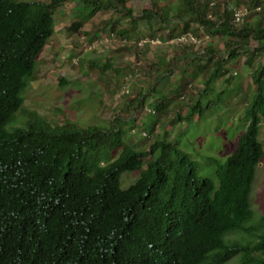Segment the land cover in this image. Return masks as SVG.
Returning <instances> with one entry per match:
<instances>
[{"label": "trees", "instance_id": "16d2710c", "mask_svg": "<svg viewBox=\"0 0 264 264\" xmlns=\"http://www.w3.org/2000/svg\"><path fill=\"white\" fill-rule=\"evenodd\" d=\"M128 1L0 0V264H227L235 257L237 264H264V218L251 226L249 205L264 155L258 140L264 125V1L180 0L169 7L158 0L139 15L126 7ZM72 3L79 15L65 36L83 34L89 43L97 37L85 33L84 26L109 11L115 21L108 16L101 30L109 26L120 40L129 41L141 29L149 36L164 30L158 37L162 41L182 33L198 37L202 29L223 44L220 55L211 46L200 53L195 45H183L171 58L176 67L184 63L191 80L201 78L202 91L189 105L188 118L202 115V101L217 85L226 103L233 93L242 92L246 99L234 151L223 163H209L215 166L214 178L199 176L196 163L176 142L167 141L164 130L147 149L124 146L116 156L123 145L121 125L136 124L134 118L112 120L107 127H53L27 112L23 128L5 130L22 108L26 82L36 78V60L54 35L55 13ZM233 7L249 12L260 7V17L246 14L234 26ZM171 12L179 22L167 27ZM161 67L158 62L150 67L158 78L153 92ZM237 67L238 76L232 73ZM129 94L121 95L122 110H143L147 104L153 113L140 127L154 131L172 104L159 91L154 106L141 90L133 101H126ZM171 108L174 122L185 118L178 104ZM126 172H137L138 178L121 189L120 176Z\"/></svg>", "mask_w": 264, "mask_h": 264}, {"label": "rangeland", "instance_id": "374dc122", "mask_svg": "<svg viewBox=\"0 0 264 264\" xmlns=\"http://www.w3.org/2000/svg\"><path fill=\"white\" fill-rule=\"evenodd\" d=\"M179 1L165 0L164 3L169 7H176ZM151 2L157 3L158 0H129L126 7H130L134 14L139 15L142 11H148L151 8ZM234 8L245 10L244 7ZM245 11L247 14H252L251 19L260 17V14L254 11ZM78 15L75 11V3L55 13L54 35L47 41L36 60V78L31 82H26L21 92L22 108L5 125V130L23 128L29 120L27 112H33L44 118L53 127L62 124H76L80 128L107 127L112 120L121 121L120 119L134 118L136 124L127 122L121 125L123 145L116 149V156L124 146L132 145L138 150L147 149L155 136L161 135L164 130L167 141L176 142L178 149L196 163L199 176L214 178L215 166L210 165V161L216 160L223 163L234 151L237 139L243 131L244 125L239 115L246 104L243 93L239 92L235 96L233 93L228 98L231 99L230 103H226V95L225 93L219 95L221 86L217 85L213 88L212 94L202 101L204 107L202 115L188 118L185 115L186 111L192 102H196L195 98L202 91V86L200 77L191 80L192 77L183 70L184 63H181L179 67H176L175 61L172 63L173 51L180 48L167 45L171 44L169 39L160 40L161 45L145 44L141 48L136 45L140 41L158 40L164 30L160 32L158 30L153 36H149L147 35L149 30L141 29L131 34L129 41L120 40L114 36V40L111 37L106 44L101 38L108 36L111 29L107 26L101 30L104 26L102 23H105L103 21L108 16L111 22L115 21L116 17L109 11H102L97 13L83 28L88 35L94 33L97 37V40L89 43V36H83V34L73 37L65 36V28ZM170 16L167 27L177 25L179 22L174 17V12H171ZM118 22L121 25L122 21ZM152 23L154 27L158 25L157 22L152 21ZM197 34H199L198 38L202 41L203 47H214L218 51L217 55L221 54L223 44L220 41L210 39L202 29L197 31ZM240 60L243 61V58ZM154 62H158L162 67L159 70V81L153 92L154 78L158 80L156 73L150 68ZM93 64H96L98 68ZM166 72H169V75ZM234 72L238 76L240 68L237 67L235 70L233 68L232 73ZM135 74L139 76L134 78ZM130 75L133 77L130 80L132 83L130 82V85L123 83L125 77L129 82ZM118 81H121V84H117ZM236 81L239 82V79ZM140 90L148 97L146 103L162 96V100H168L172 105L178 104L180 108L177 112L185 118L180 122H174L173 108L170 105L167 108L168 113L165 119H159L154 124V131L146 132L147 129L143 131L140 126L141 123L148 124L146 115H148L149 106L145 104L147 108L143 110L133 107L130 113L124 112L122 109L125 100L121 99L120 94L121 91L129 92L132 98H127L126 101H133L137 91ZM152 104L154 106L156 103L152 102ZM164 120L166 123L162 124ZM143 132L146 133L145 136L142 135ZM258 140L264 151V125L260 127ZM137 178V172L123 173L120 176V188L126 189ZM249 205L254 214L250 225L257 227L264 218V155L256 167L249 195ZM236 237L234 235L231 238ZM227 264H237V257Z\"/></svg>", "mask_w": 264, "mask_h": 264}, {"label": "built area", "instance_id": "2783aa9c", "mask_svg": "<svg viewBox=\"0 0 264 264\" xmlns=\"http://www.w3.org/2000/svg\"><path fill=\"white\" fill-rule=\"evenodd\" d=\"M208 6L212 7V6H214V3L213 2H208ZM231 11H232V24L234 26L241 25L243 23L244 17L247 14L246 11L245 10L241 11L240 9H236L234 7L231 9ZM254 12L255 13H259L260 12V7H256L254 9ZM104 41L107 42V39H105ZM149 43L151 45L160 44V42L158 40L150 41ZM170 43L178 45V46L195 45L200 50V53H202V51L200 49L202 47V44H203L202 41L200 39H198L196 36L192 35V34L179 35L175 39H172L170 41ZM144 44H146V41H140L138 43V47H143ZM124 93H126V92L125 91H121V94H124ZM147 111H148V113H151V114L153 113L150 110H147ZM142 135H144V134H142Z\"/></svg>", "mask_w": 264, "mask_h": 264}, {"label": "clouds", "instance_id": "9594fccd", "mask_svg": "<svg viewBox=\"0 0 264 264\" xmlns=\"http://www.w3.org/2000/svg\"><path fill=\"white\" fill-rule=\"evenodd\" d=\"M209 2H213L214 3V1H209ZM240 26V25H239ZM182 34H191V33H182ZM181 34V35H182ZM193 35V34H192ZM195 36V35H194ZM111 37H112V40H114V35L113 34H109L108 36H106V37H103V38H101V39H107V42H106V44H108V42H109V40L111 39ZM178 37V36H177ZM197 37V36H196ZM176 38V37H175ZM175 38H172V39H175ZM198 38V37H197ZM100 39V40H101ZM158 39V38H157ZM172 39H169V40H172ZM199 39V38H198ZM111 40V41H112ZM152 40V39H151ZM151 40H145L146 41V44H149V45H151L149 42L151 41ZM158 41L160 42V44H157V45H161L162 44V42L160 41V39H158ZM139 43V42H138ZM138 43H136L137 44V47H138ZM167 44V43H166ZM145 45V44H144ZM167 45H169V46H176V47H181V46H178V45H174V44H167ZM153 46V45H152ZM144 47V46H143ZM196 47V46H195ZM202 47H203V44H202ZM201 47V48H202ZM139 48H141V47H139ZM197 48V47H196ZM200 48V49H201ZM204 48V47H203ZM129 78L131 79L132 77H130L129 76ZM129 79V80H130ZM124 80H128L126 77H125V79ZM125 83V82H124ZM126 93H127V91H126ZM126 93H124V94H126ZM120 94H121V92H120ZM122 95V94H121ZM149 110V109H148ZM151 111V110H150ZM149 114V113H148ZM142 134H144L143 136H145L146 134H145V132H143Z\"/></svg>", "mask_w": 264, "mask_h": 264}, {"label": "crops", "instance_id": "0c3cea01", "mask_svg": "<svg viewBox=\"0 0 264 264\" xmlns=\"http://www.w3.org/2000/svg\"><path fill=\"white\" fill-rule=\"evenodd\" d=\"M131 76H132V75H130V77H131ZM133 77H134V78L138 77V74L133 75ZM133 77H132V78H133ZM130 80H131V79H130ZM130 80H129V82H128V80H123V81L121 80V81H122L123 83L125 82V83H127L128 85H130V84L132 83ZM121 81H118L117 84H118V83L121 84ZM130 82H131V83H130ZM129 83H130V84H129ZM148 118H149V117H148ZM148 118L146 119V121L148 120Z\"/></svg>", "mask_w": 264, "mask_h": 264}]
</instances>
